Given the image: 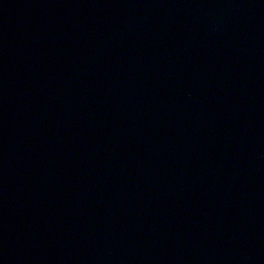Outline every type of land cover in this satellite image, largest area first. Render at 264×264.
I'll return each mask as SVG.
<instances>
[{"label":"water","instance_id":"95a60500","mask_svg":"<svg viewBox=\"0 0 264 264\" xmlns=\"http://www.w3.org/2000/svg\"><path fill=\"white\" fill-rule=\"evenodd\" d=\"M0 264H264V0H0Z\"/></svg>","mask_w":264,"mask_h":264}]
</instances>
